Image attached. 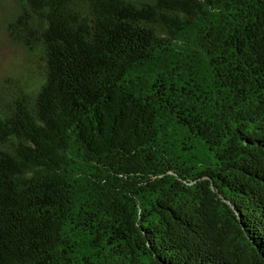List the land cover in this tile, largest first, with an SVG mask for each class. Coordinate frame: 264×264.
Listing matches in <instances>:
<instances>
[{
    "label": "trees",
    "instance_id": "16d2710c",
    "mask_svg": "<svg viewBox=\"0 0 264 264\" xmlns=\"http://www.w3.org/2000/svg\"><path fill=\"white\" fill-rule=\"evenodd\" d=\"M18 4L0 264H264V0Z\"/></svg>",
    "mask_w": 264,
    "mask_h": 264
},
{
    "label": "rangeland",
    "instance_id": "374dc122",
    "mask_svg": "<svg viewBox=\"0 0 264 264\" xmlns=\"http://www.w3.org/2000/svg\"><path fill=\"white\" fill-rule=\"evenodd\" d=\"M18 5V0H0V93L3 88H11L17 79L24 80L22 69L30 62L25 50L10 40L5 28L6 18Z\"/></svg>",
    "mask_w": 264,
    "mask_h": 264
},
{
    "label": "snow or ice",
    "instance_id": "6c2138e0",
    "mask_svg": "<svg viewBox=\"0 0 264 264\" xmlns=\"http://www.w3.org/2000/svg\"><path fill=\"white\" fill-rule=\"evenodd\" d=\"M162 2H164V0H162ZM186 4H187V0H172V5L171 6L174 9H176V8H180L181 5H185L186 6Z\"/></svg>",
    "mask_w": 264,
    "mask_h": 264
}]
</instances>
